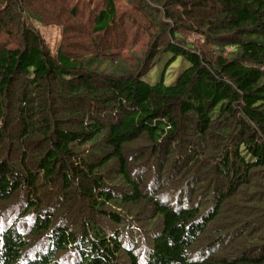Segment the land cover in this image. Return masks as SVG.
<instances>
[{
  "label": "trees",
  "instance_id": "trees-1",
  "mask_svg": "<svg viewBox=\"0 0 264 264\" xmlns=\"http://www.w3.org/2000/svg\"><path fill=\"white\" fill-rule=\"evenodd\" d=\"M39 1L0 0V264H264V0L139 8L169 39L110 72L114 0Z\"/></svg>",
  "mask_w": 264,
  "mask_h": 264
},
{
  "label": "rangeland",
  "instance_id": "rangeland-1",
  "mask_svg": "<svg viewBox=\"0 0 264 264\" xmlns=\"http://www.w3.org/2000/svg\"><path fill=\"white\" fill-rule=\"evenodd\" d=\"M166 5H159L158 7L154 3V0H114L116 5V18L119 19L117 21L118 26V33L120 36L126 37L124 45H117L121 47H117V53L113 55V59L108 61V59L103 63V67L106 71H112L114 68L120 67H126V66H133L135 63L139 60H142L148 51L150 40H157L158 36L161 39V42L167 41L169 39L168 32L169 31H162L161 33L157 30V33L154 32V28L149 27V24L147 20L144 18V15L140 14L138 9L139 8H146L148 10L150 9H156L161 12L163 9H167L166 7L169 6L170 0H165ZM34 8L37 11H40L41 8L43 10V15L47 17L48 19H51V21H57L60 20V22H64L66 13L63 12V18L64 19H57L54 18V16L61 10H64L63 8L57 6H53L51 4H43L39 0H33ZM60 4V3H59ZM97 4V5H96ZM93 6H88L87 4H84V11L82 14L90 17V19H86V22L88 24H92V13L90 12V9L93 11H97L101 7H104L106 5L105 0H93L92 4ZM96 5V7H94ZM146 6V7H145ZM95 9H94V8ZM173 12L174 10L171 9ZM10 14H15L16 8H9ZM20 13L24 15V11L21 10ZM161 13H156V21L157 24H159L162 21H169V19L165 18V15ZM159 14V15H157ZM158 16H160L158 18ZM48 22V21H47ZM122 23V25H120ZM46 26V27H45ZM39 31L43 33L44 37L46 38L47 43L50 44V46L57 47L59 45L62 35L60 34L61 26L55 23H48L47 25H39L38 27ZM124 31V32H123ZM159 32V33H158ZM152 33V34H151ZM4 34V33H2ZM1 34V36H2ZM126 34V35H125ZM179 36L182 40H184L181 37V33H179ZM184 36L186 38L185 41L188 42H194V41H203L200 34L198 32H184ZM2 39L7 43L10 42L11 45L14 46V44H19L18 37H10L5 33L4 36H2ZM116 46V45H115ZM55 49V48H54ZM55 51V50H53ZM164 57L162 60L158 61L155 66L152 68L151 72L146 76V80H150L152 82L157 81L159 76H163V79L166 83H173L175 81L176 76L179 74V72L184 69L185 67L189 66V63L185 61L181 56H178L176 59L172 58L171 53H165L163 55ZM172 58V59H171ZM170 59V61H169ZM61 104H59L60 106ZM18 127L15 125V131H17ZM138 236H142L141 233L138 234Z\"/></svg>",
  "mask_w": 264,
  "mask_h": 264
}]
</instances>
